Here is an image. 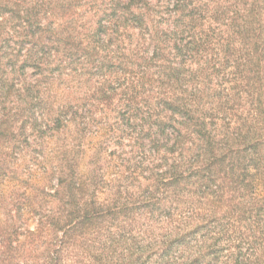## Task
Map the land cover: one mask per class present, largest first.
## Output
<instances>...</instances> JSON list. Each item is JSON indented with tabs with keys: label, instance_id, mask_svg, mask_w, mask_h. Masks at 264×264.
Instances as JSON below:
<instances>
[{
	"label": "trees",
	"instance_id": "1",
	"mask_svg": "<svg viewBox=\"0 0 264 264\" xmlns=\"http://www.w3.org/2000/svg\"><path fill=\"white\" fill-rule=\"evenodd\" d=\"M170 1L158 5L148 0H0V114L4 116L0 154L5 164L0 167V192L8 179L19 187L27 184V190L32 183L46 186L56 176L51 196L60 193L80 205L69 208L63 226L67 232L81 222L94 224L98 216L127 209L126 201H113L116 192L123 196L124 189H111L117 177L110 179V175L129 178L138 172L137 179L150 187L138 196L141 206L176 199L164 213L160 207L157 214L152 210L163 216L159 222L164 226L172 224L179 235L184 227L176 222L187 212L185 200L192 201L194 211L205 213L211 228L219 227L210 232L226 234L234 243L239 251L237 264H264V84L260 69L264 55L257 54L264 51V18L254 6L246 14L241 12V2L246 5L243 0ZM157 12L161 20L150 24L151 29L144 21L147 17L151 21ZM165 19L167 25L160 28ZM172 23L174 29L167 31ZM131 32L137 36L133 43L129 42ZM232 39L243 42L245 51L235 48ZM145 44L152 45L149 56H144ZM110 82L117 83L113 88L120 87V105L112 108L115 92L107 93ZM188 99L201 106L209 103L208 112L196 114ZM119 107L126 123L129 118L134 121L132 127L108 125L111 113ZM94 109L98 117H93ZM133 110L159 117L155 129L159 134H153L150 147L155 152L163 151L162 145L166 148L162 163L145 165L150 168L147 176H142L145 152L132 166L117 162L112 155L105 157L106 152L96 147L103 137L116 131L130 134L136 126L139 134L150 137L151 123L144 124L145 117L136 123ZM17 123L18 130L5 138L7 129H16ZM28 124L41 143L37 153L42 164L36 167L29 166L32 157L31 161L23 157L30 143L25 132ZM141 137L135 138L141 142ZM16 150L27 161L26 170L18 171L17 166L8 170L6 163L12 159L8 157ZM83 162L88 168L81 166ZM49 163L55 171H48ZM162 186L171 189L155 195ZM179 189L183 196L174 194ZM95 194L104 195L103 201L93 199ZM28 198L26 194L22 204L32 213L34 205ZM88 207L89 212L80 211ZM56 243H65L63 235ZM170 243L163 250H169ZM210 248L215 261L220 248ZM55 256L51 253L52 261Z\"/></svg>",
	"mask_w": 264,
	"mask_h": 264
},
{
	"label": "rangeland",
	"instance_id": "2",
	"mask_svg": "<svg viewBox=\"0 0 264 264\" xmlns=\"http://www.w3.org/2000/svg\"><path fill=\"white\" fill-rule=\"evenodd\" d=\"M148 1H150L151 4L155 3L158 5L171 3L170 0H160L159 2L157 0ZM243 2L246 5L243 7L241 2V12L245 10L244 13L246 14V9L248 10L250 7L254 6V9L258 12L257 14H259V16L262 14V18H264V0H243ZM249 14L251 16L250 12ZM256 18H258V16ZM158 20H161L159 12L153 16L151 21L147 17L144 23L147 27L152 29L150 24H155ZM248 20H246V22H248ZM262 23L264 24L263 21ZM165 25H167V19H165L164 22H160L159 27L164 28ZM246 26L249 27L248 23ZM181 27L182 25L176 26L175 30ZM187 28L188 26H186V31ZM170 29H174L173 23L166 30L168 31ZM133 32L137 33V30ZM133 32H131L132 37L129 42L132 40L135 42V40H137V36L136 34L133 35ZM106 37L108 36H105V38ZM145 37H148V35L145 34ZM232 40H236L232 42L235 48L245 51L243 42L237 39ZM151 49V44H145L147 54H144V56H149ZM23 51H25V49ZM6 54L15 53L7 52ZM169 54L171 58H175L173 57V52ZM257 54L264 55V51H258ZM189 67L194 68L195 65L190 64ZM260 67L262 71L261 78H263L261 80L264 84V56L260 61ZM25 70L29 72L30 67ZM204 83L207 85V82ZM116 84V82H110V84H108L109 87L107 86L108 94L115 92V96L112 95L111 108L115 105H120V87L117 86L113 88ZM200 85L202 88L203 85L199 83L198 86ZM186 102L196 111V114L208 112L209 103L201 106L190 99L186 100ZM14 103V101L9 102L12 106H14ZM153 105L154 104H152V106ZM197 108L200 110L199 113L197 112ZM117 109L119 110H115V112L111 113L108 125L113 128L116 126L120 128V126L125 125H127V127H132L134 121L129 118V123H126V120L123 119L124 117L120 115V107ZM132 113H134L133 118L136 123H140L144 117V124L151 123L149 130L152 132L149 133L151 134L150 137L146 136L147 133L145 132L139 134L137 132L138 126H136L135 130L130 132V134H127L128 132L121 133L116 131L109 136L103 137L102 141L96 144V147L106 152L104 154L105 157L112 155L117 162H123L132 166H135V163L140 158L141 152H145L147 161L143 164L144 169L142 176H147L150 173V168H146L145 165L160 164L164 161L162 156H167L164 145L161 147L163 151L159 152H155L154 147H150L153 144V140L151 139L153 134L155 132L159 134L158 131H155L156 121L159 117L154 114H144L139 110H133ZM98 114L99 111L94 109L92 112L93 117H98ZM206 116L209 115L207 114ZM41 117L43 118V116ZM1 118H4V116L0 114V119ZM18 126L19 123H17L16 129L11 127L12 130L10 128L7 129L10 134L6 132L5 138L7 137L10 139L11 134L13 135L11 132L17 131ZM31 129L33 128L28 124L25 132L28 134L26 139L30 143L25 146L23 157L30 161L32 157L33 160L29 166L36 167L37 165L35 166L34 164H39V162L42 164V157L41 155L38 156L37 153V150L41 147V143L37 136L38 133L36 132L35 134ZM34 135L37 136L40 146ZM136 136H143L140 138L142 141L140 142L136 139ZM135 142H137V145ZM193 150L195 151L196 148L191 149V151ZM3 157L4 156L0 154V167L1 164H4L2 162ZM10 157L12 159H9L6 163L8 170L15 166H17L16 168H18V171L20 169L26 170L27 161L23 162L21 160L22 152L16 150L14 154L10 155L8 158ZM81 166L85 169L88 168L86 162H83ZM51 167L52 164L49 163L47 165L48 171H55L50 170ZM166 167L167 166L160 167L158 171L164 170ZM139 168L140 167H138L137 170ZM54 175L56 174L54 173L53 176ZM137 175L138 172H135L129 178H123L120 176V173L115 175L114 172L110 175V179L117 177L116 180L110 183L109 186H111V189L116 188L119 191L120 189H124L123 196L120 198V194L116 192L113 201H126L127 209L123 210V212L119 210L117 212L98 216L99 218L97 217L98 220H96L94 224H91L89 221L81 222L67 232L63 230V228L69 218V208L80 205L78 201H71V198H68L66 195L61 194L60 196V193L51 196L57 186L56 176H54L51 183L44 182L46 186L32 183L27 190L25 189L27 188V184L22 182L23 185L19 187L8 179L7 185L4 186L3 191L0 192L2 196L0 201V264H237L236 258L239 256V251L234 248V243L229 242V238L226 234L217 235L214 232H210L212 230L215 232L218 231L219 227L211 228L209 222L204 220L206 217L205 213L195 212L194 202L185 200V210L187 212L184 214L185 216H182L183 218L181 217L179 219V222H176L184 227V229L181 227L180 230L183 229V231H180L179 235L174 233L172 224L169 223L168 226H164L163 223L159 222V219H162L163 216H157L154 213V211L156 214L160 211V209H158L159 207L163 209L164 213L169 207L175 205L173 200L176 201V199H169V201H165L163 205L159 202L154 205L146 202L147 207L141 206V199H138V196L141 195L142 197L144 195V189L149 191L150 187L146 186L144 179H137ZM138 180L141 182V189L140 187L138 188ZM50 184H52V186ZM161 188L162 189H156L155 195H159V191L163 189H171V187L165 186ZM181 191V189L175 190L174 194L183 196ZM25 193L29 195L28 201L30 204L34 205L32 213H28L30 209L22 204L25 203L26 200ZM97 195L99 196V194H95L93 199L97 202L103 201L105 196L100 194V197H97ZM164 200L166 199H163V201ZM129 202H131V204ZM225 204L227 203L225 202ZM224 208L223 206L222 209L224 210ZM147 210H149L150 213L147 212ZM80 211L89 212L90 209L88 207ZM126 214L131 216V219H129V217L125 218ZM71 218H73V215ZM45 222L47 226H44ZM196 222L198 224L197 226H195ZM209 227L210 229L207 231ZM62 235L65 243L57 244V239L62 237ZM169 241L171 242L170 249L163 250L164 244ZM212 246L220 248V254L218 259H216L217 261H214L209 255V252L212 251V248H210ZM241 252L244 251L242 250ZM51 253L56 254V259L54 261L51 260ZM161 256H164V258ZM167 256H169L168 261L165 259ZM225 261L227 263H224Z\"/></svg>",
	"mask_w": 264,
	"mask_h": 264
}]
</instances>
